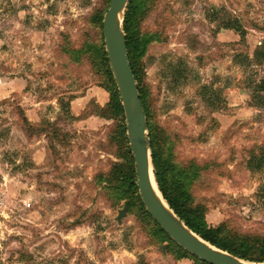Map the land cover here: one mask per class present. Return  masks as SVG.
<instances>
[{
	"label": "rangeland",
	"instance_id": "rangeland-1",
	"mask_svg": "<svg viewBox=\"0 0 264 264\" xmlns=\"http://www.w3.org/2000/svg\"><path fill=\"white\" fill-rule=\"evenodd\" d=\"M109 1L0 0V264H196L149 233L139 190L118 224L124 201L97 184L122 163L94 112L109 95L86 55L75 65L62 49L101 40L92 16ZM147 1L153 123L177 165L205 166L191 192L207 224L262 240L264 170L249 162L264 146V0Z\"/></svg>",
	"mask_w": 264,
	"mask_h": 264
},
{
	"label": "trees",
	"instance_id": "trees-1",
	"mask_svg": "<svg viewBox=\"0 0 264 264\" xmlns=\"http://www.w3.org/2000/svg\"><path fill=\"white\" fill-rule=\"evenodd\" d=\"M149 5L147 0H129L123 18V32L131 69L138 85L140 100L147 120L150 158L158 191L174 215L202 240L242 261L264 264V239L253 241L236 239L237 237L230 236L223 227L216 228L207 224L205 219L206 209L204 206L197 205L191 192L192 186L199 180L205 166L195 161H192L186 168L177 165L169 156L170 152L165 147L166 139L162 137L153 123L148 106V94L143 84L144 73L141 69V60L147 51L149 43L153 40V36L142 34L139 30V24L148 13ZM105 13L97 11L92 16V22L98 25L101 31V40L99 42H84L83 46L78 49L70 48L67 45L62 49V52L75 65L81 63L82 57L86 55L91 60V66L95 72L102 76L97 87L102 88L109 95V102L103 107H97L94 112L100 118L113 122V131L109 136V143L115 148L116 157L122 160V163H114L107 174L99 175L97 184L104 188L110 196L112 195V200L119 202L129 201V207H132L135 206L134 197L136 193L134 189L138 190L136 185L137 177L134 158L127 136L122 101L107 58L104 43L103 19ZM229 29L236 30L234 27H229ZM257 60L260 62L264 61V46L258 51ZM263 93L264 80L255 88L254 99L255 97L263 98L260 96ZM24 126L26 132L32 136L30 134L32 126L26 119L24 120ZM258 152L252 151L249 163L250 166L255 164L254 169L261 171L264 170V146L259 147ZM137 200L139 209L142 210L141 213L144 215V222L148 224L153 222L157 227L156 231H149L153 238H156L160 244L171 241L167 233L152 220L139 195ZM179 250L180 253H178L176 258L178 261L190 259L195 261L196 264H208L199 261L197 257L181 249V247ZM254 253H257L260 258H254Z\"/></svg>",
	"mask_w": 264,
	"mask_h": 264
},
{
	"label": "water",
	"instance_id": "water-1",
	"mask_svg": "<svg viewBox=\"0 0 264 264\" xmlns=\"http://www.w3.org/2000/svg\"><path fill=\"white\" fill-rule=\"evenodd\" d=\"M128 2L129 0H111L103 19V36L107 58L122 101L127 136L135 163L136 185L142 203L171 240L202 262L208 264L249 263L216 249L194 234L171 210L172 214L168 213L152 188L147 120L138 85L131 69L123 32V18ZM129 204V201H125L123 208L118 211L116 218L118 224H121L122 219L127 216Z\"/></svg>",
	"mask_w": 264,
	"mask_h": 264
},
{
	"label": "bare ground",
	"instance_id": "bare-ground-1",
	"mask_svg": "<svg viewBox=\"0 0 264 264\" xmlns=\"http://www.w3.org/2000/svg\"><path fill=\"white\" fill-rule=\"evenodd\" d=\"M150 179H151V184H152V188L158 198V200L161 202V204L163 205V207L168 211V213L172 214L170 209L168 208L166 202L163 200L160 192L158 191V188L156 186V183H155V180H154V175H153V170H152V167H151V172H150ZM246 264H249V263H246Z\"/></svg>",
	"mask_w": 264,
	"mask_h": 264
},
{
	"label": "crops",
	"instance_id": "crops-1",
	"mask_svg": "<svg viewBox=\"0 0 264 264\" xmlns=\"http://www.w3.org/2000/svg\"><path fill=\"white\" fill-rule=\"evenodd\" d=\"M97 87V86H96Z\"/></svg>",
	"mask_w": 264,
	"mask_h": 264
}]
</instances>
